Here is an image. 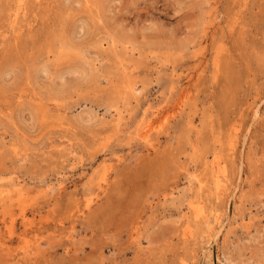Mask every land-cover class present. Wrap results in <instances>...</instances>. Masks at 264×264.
<instances>
[{
    "label": "rangeland",
    "instance_id": "374dc122",
    "mask_svg": "<svg viewBox=\"0 0 264 264\" xmlns=\"http://www.w3.org/2000/svg\"><path fill=\"white\" fill-rule=\"evenodd\" d=\"M0 264H264V0H0Z\"/></svg>",
    "mask_w": 264,
    "mask_h": 264
}]
</instances>
